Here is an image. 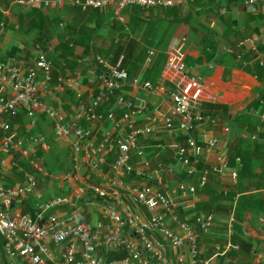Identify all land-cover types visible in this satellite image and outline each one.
Wrapping results in <instances>:
<instances>
[{
    "label": "crops",
    "instance_id": "0c3cea01",
    "mask_svg": "<svg viewBox=\"0 0 264 264\" xmlns=\"http://www.w3.org/2000/svg\"><path fill=\"white\" fill-rule=\"evenodd\" d=\"M224 1L191 0L183 6L172 8L127 7L121 11L124 22L115 19L113 7L102 8L103 11L110 12L111 16L109 24L101 27L97 35L95 51L92 52L91 58L70 57L77 63L74 70L65 62H61L58 66L47 58L51 63V81L39 87L40 99L54 108L66 121L81 129L90 130L92 135L88 139V146L85 143L82 144L78 153V167L73 169L71 167L72 142L75 139L71 140L70 135L58 136L53 127L54 121L46 114L38 113L36 124L30 126L24 111H19L12 123L17 136L25 142L22 150L24 153L20 154V163L17 167L10 164L3 167L1 180L5 187L17 188L26 185L28 176L34 174L36 188L35 192L15 199L11 204V210L23 214L32 213L36 203L60 195L69 200L68 203L57 208L60 214L65 216L75 210L76 221H100L105 226H110L109 219L103 214L101 203L89 200L84 192L83 195L79 187L81 180L105 187L113 186L111 183L113 177H120L127 184L138 187L145 184L142 179L113 172L110 166L116 156L115 146L107 154L95 152L105 132L111 128L108 114L112 113L117 118L126 110L125 105L118 103L115 99L118 92L106 98L96 108L95 112L103 115V118L86 119L88 105L102 87L100 75L105 69L101 65V71L98 72L96 69L98 66L92 58L99 54L108 65H114L121 55L124 59V54L121 53L112 62L111 54L105 56L104 52L96 51L105 50L109 45L115 47L118 40H121L125 48L134 47L133 50H135L137 46L146 54L135 73L134 70H129V67L127 70L122 65L129 78L122 87L125 96L135 103L144 102L145 104L144 110L136 116L137 125L145 124L156 108H167L166 100L170 99V95L175 92L176 84L183 81L185 76L197 77L202 87L201 100L197 107V110L202 113V120L195 122L191 130L196 142L202 147L197 155L191 156V164L196 168L195 173L187 174L186 170L181 168L180 160L169 147L172 141L185 145V136L177 130L170 137L162 123H158L156 131L151 135L140 137L137 150L130 152L129 162L141 172H151L158 167L164 168L157 176L156 183L175 196L184 195V198H188L186 204H192V206L178 207L182 214L193 218L196 215L213 213L212 226L202 241L204 256H212L216 246L225 247L226 242L229 241L233 248L215 258L217 264H264V66L253 61L254 56L245 42L247 38L263 31L261 11L264 1L255 2L256 10H248L247 4L239 0H231L229 8L227 6L226 8L222 4ZM64 4L75 6L68 1ZM11 5H19L25 10L30 8V6L16 3L15 0H11ZM231 6L243 12L245 21L242 25L238 24L239 18H223V9L230 11L235 9ZM31 7L51 8L44 5ZM211 10H215L214 16L210 13ZM3 12L10 16L9 19L14 28L10 31L1 24L0 60L27 67L34 62L37 47L42 50L38 44L32 46L30 43V38L35 35V31L27 35L28 38L25 36L27 29H36V27H31L32 23L28 22L27 18H18L15 14L11 16L9 9ZM257 13L261 15L258 30H256L257 23L254 19ZM206 16L210 17L209 21ZM69 19L77 21V18H73L72 15L64 16V21ZM64 21H61L59 26H64ZM113 21L125 28L120 32L113 30ZM93 24L91 21L88 26ZM189 25L198 28L197 35H193L188 28ZM204 34L216 40V54L213 57L208 58L210 54L205 53L202 48V43L205 44V41L201 35ZM182 35L187 37V41L177 45L176 57L184 62L185 71L178 72L166 66V60L171 45ZM56 40V38L52 39V45ZM240 41L244 42V46L240 49L241 57L237 59L234 54H231L233 56L231 57L225 50L234 48ZM77 48L83 49L80 46ZM150 49H153L155 54L164 55L155 82L151 80V77L143 74L146 65L155 55L147 60ZM139 56L135 58L138 60L141 58ZM133 65H138V61H134ZM37 73L41 75L40 71ZM71 78H76L79 85L71 84L69 80ZM132 78L149 81L153 85H163L165 92L146 90L132 85L130 80ZM176 118L179 120V116ZM38 135L43 136L47 149L31 141V137ZM119 135H123L121 130L114 132L110 141H115ZM205 139H214L216 145L205 147ZM159 143L163 146H157ZM230 147L241 155L240 158L236 157L234 164H230L226 156ZM138 150L142 151L141 154ZM56 158L58 165L53 162ZM31 162H36L41 171H30L26 165ZM92 162L98 165L93 167ZM214 167H218L220 171L214 170ZM168 168L172 170L168 172L166 170ZM232 170L236 171L235 181L230 175ZM205 171L207 179L201 186L200 176ZM69 173L79 178H71ZM56 183L61 185L62 189L59 190L61 193L53 194ZM189 184L197 187L194 200L181 188ZM179 202L183 204L182 200ZM141 208L145 210L143 206ZM237 211L241 213L240 216H237ZM232 214L233 221L230 222ZM171 227L174 225L171 224ZM107 231L104 227L101 235ZM2 245L0 236V264H14L4 253ZM49 247L53 251V258L46 264H60L61 257L57 246L49 243ZM98 248L107 258L116 255L111 251L105 252L102 244Z\"/></svg>",
    "mask_w": 264,
    "mask_h": 264
},
{
    "label": "built area",
    "instance_id": "2783aa9c",
    "mask_svg": "<svg viewBox=\"0 0 264 264\" xmlns=\"http://www.w3.org/2000/svg\"><path fill=\"white\" fill-rule=\"evenodd\" d=\"M65 1L80 7L83 11L113 7L115 19L124 22L121 11L127 7L172 8L183 6L191 0H15L16 3L25 6L44 5L51 8L60 7ZM239 1L247 4L258 0ZM261 14L263 31L247 38L245 42L254 56L253 61L264 66V7ZM186 41L185 35L175 40L170 47L166 66L178 72L185 71V64L176 57V53L178 44H184ZM243 46L244 42L240 41L234 48H227L225 51L239 59ZM154 54L155 51L150 49L147 60ZM94 59L105 69L100 75L102 87L89 103L86 119L103 118V115L95 110L116 92H118L116 101L126 107L117 118L112 113L108 114L111 128L105 132L95 152L107 154L115 146L117 152L110 166L113 172L142 179L145 184L138 187L127 184L120 177H113L111 182L113 186L105 187L81 180L79 187L82 193H86L89 200L101 203L103 214L109 219L110 226H105L100 221H76L75 210L65 216L60 214L57 208L69 202L67 197L60 195L36 203L32 213L13 212L12 202L22 195L35 192L36 188L34 174L28 176L26 185L17 188L5 187L1 182L3 167L7 164L17 167L20 163V154L24 153L22 150L25 142L17 136L12 123L18 112L24 111L30 126L36 124L38 113L46 114L54 121L53 127L58 136L67 137L70 134L75 136L71 158L73 169L78 167V153L82 144L88 146V139L92 133L66 121L54 108L40 99L39 87L51 81V63L46 53L39 47L34 62L27 67L0 60V236L4 253L14 264H46L53 258V251L49 247V243H52L60 252V264H217L215 258L227 252L232 245L227 241L225 247L216 246L212 256H204L202 241L212 226L213 213L196 215L193 218L182 214L178 207L192 204H186L188 198H184V195L175 196L156 183L157 176L164 168L158 167L151 172H141L129 162L130 152L137 150L140 137L151 135L156 131L158 123H162L170 137L177 130L185 136V145L172 141L169 147L180 160L181 168L189 175L195 173L196 168L191 164V156L197 155L202 149L191 134L194 123L202 120V113L197 110L202 94L197 77L185 76L183 81L176 84L175 92L170 95V99L166 100L167 108H156L149 120L139 126L136 123V116L144 110L145 104L133 102L122 90L124 83L129 80L126 70L122 67L123 55L114 65H108L101 55H95ZM37 71L41 72L40 76ZM69 80L74 86L79 85L76 78ZM130 80L132 85L143 89L165 92L163 85H153L138 78ZM176 116H179V120H176ZM120 130L123 135H119L111 142V135ZM30 139L34 144H40L43 149H47L43 136H33ZM204 141L205 147L216 145L214 139ZM157 146L163 145L159 143ZM141 152L138 150L139 154ZM29 164L26 166L30 171H41L36 162ZM91 165L96 167L98 164L92 162ZM166 170L170 172L172 169ZM214 170L220 171L218 167H214ZM206 173L205 171L200 176L201 186L206 182ZM69 175L71 178H79L74 177L73 173ZM230 175L235 181L236 171L232 170ZM181 188L192 200L196 198V186L189 184ZM181 200L183 204L179 202ZM142 206L145 210L141 208ZM232 221L233 214L230 215V222ZM171 224L174 227H171ZM104 227L108 231L101 235ZM100 244L105 248V252L111 251L116 255L111 258L105 257L104 252L98 248Z\"/></svg>",
    "mask_w": 264,
    "mask_h": 264
},
{
    "label": "trees",
    "instance_id": "16d2710c",
    "mask_svg": "<svg viewBox=\"0 0 264 264\" xmlns=\"http://www.w3.org/2000/svg\"><path fill=\"white\" fill-rule=\"evenodd\" d=\"M198 1L200 2L202 0ZM230 2L231 1H224L223 3H221L225 7L227 6L229 8L231 4ZM8 9L11 13V16L12 14H15L18 18H27L28 22L32 23L31 27H36V29L31 28L30 30L27 29L25 31V36L27 38V35H29L32 31H35V35L30 38V43L32 46L38 44L42 48V50L47 53V58H49L55 65L60 66L61 62H65V64H68L72 70L75 69L77 63L71 60L70 57L78 59H83L85 57L91 58L92 52L95 51V41L97 35L101 27L103 28L105 27V25L109 24V18L111 16L110 12L103 11V9H88L83 11L80 9V7L71 6L69 4H64L63 6L54 9H48L43 7H30L29 9L25 10L19 5L12 6L11 0H0V28L2 24V26H5V28L9 29L10 31L14 28V25L10 22V16L6 15L3 12ZM50 13H52V15ZM68 15H72L73 18H77V21H72L71 19H69L68 21H64V16ZM248 19L253 18L248 17ZM254 19L257 23L256 30H258L260 26L259 24L261 22V15L257 13V17H254ZM61 21L65 22L64 26L62 27L59 26ZM91 21H93L94 24L92 26H88V23H90ZM98 21H100L99 24ZM115 21H113L112 23V25H114L112 26V29L119 32L122 31L125 27ZM234 22H236V20H234ZM188 28L189 30H191L193 35H197V27L189 25ZM201 37L203 41H205V44L202 43V48L204 52L210 54L208 58L213 57L216 54V40L211 39L206 34L201 35ZM53 38L57 39L54 45H52L51 42ZM117 43L118 44L115 47L109 45L105 50L96 51H98L99 53L104 52L103 54L105 56H109V54H111L112 62H114L121 53L124 54L122 65L126 67L127 70L128 67L129 70H134L135 73L140 67L139 65L143 61L145 51L141 48H137V46H135V50H133L134 47L127 49L125 48L124 43L121 40H118ZM49 46L51 48H49ZM78 46L82 47L83 49L79 50L77 48ZM138 56L141 58L137 60L135 57ZM230 56L233 57L231 54ZM163 58L164 55L162 53L155 54L152 57L151 62L146 65V68L144 69L143 74L146 77H151V80L154 82L157 81V76L159 74L158 70L161 66ZM92 60L95 64H97L98 68L96 69L98 72H100L102 64L98 63L94 59V57L92 58ZM134 61H138V65H133ZM230 148L226 156L229 160V163L234 164L233 162L235 161L236 157L240 158L241 155L238 151H233L232 147ZM57 158L60 161V158L58 156ZM57 158L56 160L52 161L58 165L59 163L57 162ZM237 212V216H240L241 213L239 211Z\"/></svg>",
    "mask_w": 264,
    "mask_h": 264
},
{
    "label": "rangeland",
    "instance_id": "374dc122",
    "mask_svg": "<svg viewBox=\"0 0 264 264\" xmlns=\"http://www.w3.org/2000/svg\"><path fill=\"white\" fill-rule=\"evenodd\" d=\"M232 8L235 6H231ZM213 16L215 15V10H211L210 12ZM243 12H241L240 10H238L237 8L235 9H232L231 11L228 10V9H223V12H222V15H223V18H230V19H233V18H239L238 19V24L239 25H242L243 24V21H245V18H244V15L242 14ZM192 18V17H191ZM199 18V17H198ZM207 18V21H209V18L206 16ZM205 18V19H206ZM207 25V24H206ZM205 25V26H206ZM2 182V180H1ZM56 188L53 190V194H57V193H61L59 190L62 189L61 185L59 183H56L54 185ZM67 190V189H65ZM69 194V193H68Z\"/></svg>",
    "mask_w": 264,
    "mask_h": 264
},
{
    "label": "water",
    "instance_id": "95a60500",
    "mask_svg": "<svg viewBox=\"0 0 264 264\" xmlns=\"http://www.w3.org/2000/svg\"><path fill=\"white\" fill-rule=\"evenodd\" d=\"M246 6H247L248 10H256L257 9V6L255 3H247ZM70 138H71V140H74L75 136L73 134H70Z\"/></svg>",
    "mask_w": 264,
    "mask_h": 264
}]
</instances>
